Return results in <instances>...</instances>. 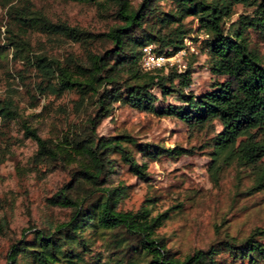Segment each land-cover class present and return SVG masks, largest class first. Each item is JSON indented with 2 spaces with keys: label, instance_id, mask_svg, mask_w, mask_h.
Instances as JSON below:
<instances>
[{
  "label": "trees",
  "instance_id": "16d2710c",
  "mask_svg": "<svg viewBox=\"0 0 264 264\" xmlns=\"http://www.w3.org/2000/svg\"><path fill=\"white\" fill-rule=\"evenodd\" d=\"M12 1L4 0L3 6L19 32L36 31L51 41L76 43L83 57L68 54L59 60L45 53L30 54L20 35L11 33L8 39L12 56L38 77L34 90L43 97L75 93L77 116L66 121L59 134L44 136L36 125L19 118L11 101H0V122L19 120L21 138L33 144L27 172L38 180L52 173L66 177L44 198L46 206L66 210L65 217L39 228L28 226L26 231L33 229L28 236L21 233L9 243L6 264H220L222 253L231 264H264V244L257 239L264 236V229L238 241L225 236L176 257L156 233L168 218L166 211L152 215L147 207L123 210L128 186L116 175L120 162L144 182L148 162L161 156L175 159L185 150L138 142L123 132L108 136L96 132L114 103L175 117L189 127L217 122L220 128L209 141L214 167L235 164L251 175L250 189H264V53L259 49L264 46V0H139L135 6L131 0H69L93 5L110 16L111 25L95 33L52 22L31 9L27 0ZM237 4L246 13L227 24ZM188 17L195 20V28L187 25ZM195 29L205 34L199 48L206 54L207 69L222 81L194 93L189 89V66L181 72L139 68L145 46L152 45L158 54H167L169 47L173 53L184 47L183 39ZM168 96L181 103H166ZM6 220L1 212L2 236L8 229Z\"/></svg>",
  "mask_w": 264,
  "mask_h": 264
},
{
  "label": "rangeland",
  "instance_id": "374dc122",
  "mask_svg": "<svg viewBox=\"0 0 264 264\" xmlns=\"http://www.w3.org/2000/svg\"><path fill=\"white\" fill-rule=\"evenodd\" d=\"M31 9L43 14L50 21H63L89 32H103L111 25L108 14L100 13L95 6L69 0H27ZM139 0H131L135 6ZM11 3L20 4V0ZM4 0H0V101L8 100L16 105L19 118L36 125L44 136H54L65 128L66 121L74 118L73 102L77 96L67 92L60 96H42L34 90L37 78L34 70L26 69L19 57H13L8 39L11 33L20 35L28 43L30 54L45 53L62 60L68 54L83 57L82 48L69 41H51L45 34L33 31L21 33L6 14ZM228 22L246 13L237 4ZM187 25L195 28V20L186 18ZM205 38L201 29L183 39V49L173 65L182 64L191 71L189 89L194 93L205 91L213 81H222L206 67V54L199 48ZM14 39V38H13ZM195 39V40H194ZM153 48V46H152ZM264 53V46H259ZM177 71V69H176ZM177 71V72H181ZM152 92L159 97L156 88ZM166 103L180 104L168 96ZM66 119V120H65ZM65 120V121H64ZM19 120L0 122V213L8 222L4 236L0 235V264H6L4 254L9 243L47 222L62 220L66 210L46 206L44 198L66 177L52 173L38 180L27 172L26 160L33 144L21 138ZM219 124L189 127L175 117H158L153 113L138 111L127 105L114 103L112 113L101 120L96 128L99 136L126 133L136 141L161 145L165 148L180 147L185 151L177 158L161 156L148 162L147 179L140 182L118 162L116 178L128 186L123 200V210L135 211L147 207L151 214L166 211L168 216L156 233L164 238L165 245L182 257L196 249H204L225 236L243 239L255 229H264V189H250L252 177L247 170L235 164L214 167L210 160L211 136L219 130ZM138 159L139 155L135 154ZM264 244V236L257 235ZM96 249H99L96 246ZM220 264H231L226 253L220 255ZM241 264H245L242 262Z\"/></svg>",
  "mask_w": 264,
  "mask_h": 264
},
{
  "label": "built area",
  "instance_id": "2783aa9c",
  "mask_svg": "<svg viewBox=\"0 0 264 264\" xmlns=\"http://www.w3.org/2000/svg\"><path fill=\"white\" fill-rule=\"evenodd\" d=\"M182 49L170 53L171 48L168 47L166 49L167 54H158L153 50L152 45H147L142 49V53L137 61V64L143 71L166 68V65H173L175 58L180 54ZM175 67L177 71H181V67H183V65L177 63L175 64Z\"/></svg>",
  "mask_w": 264,
  "mask_h": 264
}]
</instances>
